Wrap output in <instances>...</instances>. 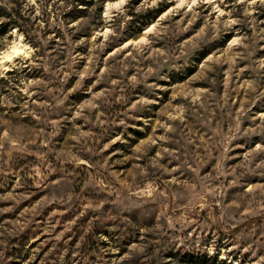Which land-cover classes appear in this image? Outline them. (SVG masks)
I'll return each mask as SVG.
<instances>
[{
	"label": "rangeland",
	"instance_id": "1",
	"mask_svg": "<svg viewBox=\"0 0 264 264\" xmlns=\"http://www.w3.org/2000/svg\"><path fill=\"white\" fill-rule=\"evenodd\" d=\"M0 7V264H264V0Z\"/></svg>",
	"mask_w": 264,
	"mask_h": 264
},
{
	"label": "trees",
	"instance_id": "2",
	"mask_svg": "<svg viewBox=\"0 0 264 264\" xmlns=\"http://www.w3.org/2000/svg\"><path fill=\"white\" fill-rule=\"evenodd\" d=\"M83 5L82 6H87L89 2L87 1H82ZM0 18H7L8 21L4 23H0V36L7 34L11 30H16L19 33L23 34L25 37H27V31L23 27L24 24L21 23V18L19 16V13L15 9H3L0 7ZM79 18V17H76ZM187 263H195L197 261L195 260H188L186 261Z\"/></svg>",
	"mask_w": 264,
	"mask_h": 264
},
{
	"label": "clouds",
	"instance_id": "3",
	"mask_svg": "<svg viewBox=\"0 0 264 264\" xmlns=\"http://www.w3.org/2000/svg\"><path fill=\"white\" fill-rule=\"evenodd\" d=\"M13 35H15V33H13ZM22 40H23V36L22 35L21 36H18L16 38V41H15L14 45L12 46L13 47V50L23 47V48H25L26 53L28 55H32L33 52H34V50L29 45H27V44H21V41ZM9 59H10V57L7 56V55H5L2 58H0V66H2ZM11 67L15 68L16 65H11ZM4 70L7 71V70H10V69H4Z\"/></svg>",
	"mask_w": 264,
	"mask_h": 264
},
{
	"label": "bare ground",
	"instance_id": "4",
	"mask_svg": "<svg viewBox=\"0 0 264 264\" xmlns=\"http://www.w3.org/2000/svg\"><path fill=\"white\" fill-rule=\"evenodd\" d=\"M21 49H22V47L13 50V47H12V48H11V52H10L9 54H7V56L11 57L12 55H16V54H18V53L21 51Z\"/></svg>",
	"mask_w": 264,
	"mask_h": 264
}]
</instances>
